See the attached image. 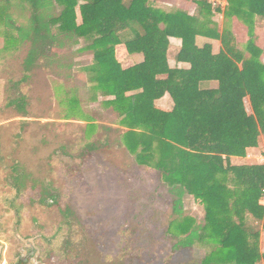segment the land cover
<instances>
[{
  "label": "trees",
  "instance_id": "obj_1",
  "mask_svg": "<svg viewBox=\"0 0 264 264\" xmlns=\"http://www.w3.org/2000/svg\"><path fill=\"white\" fill-rule=\"evenodd\" d=\"M188 1L198 6L197 16L164 12L153 0H0V25L16 34L7 45L27 49L5 108L27 115L20 87L36 70L64 78L88 72L92 98L104 97L102 107L119 121L110 130L139 167L157 172L158 188L172 197L167 225L176 249L208 247L199 264H264V166L230 161L245 158L264 135V62L257 45L264 0H226L223 12L210 0ZM220 13L246 27L243 50L228 27L217 28L213 18ZM113 17L115 27L107 21ZM171 38L181 43L176 61L188 68L168 65ZM212 41L220 43L217 53ZM81 42L77 51L91 52L92 63L76 70L61 52ZM119 45L143 57L142 75L136 67L122 69ZM165 95L170 111L155 105ZM87 126L89 133L96 128ZM187 196L202 206V221L185 213Z\"/></svg>",
  "mask_w": 264,
  "mask_h": 264
},
{
  "label": "rangeland",
  "instance_id": "obj_2",
  "mask_svg": "<svg viewBox=\"0 0 264 264\" xmlns=\"http://www.w3.org/2000/svg\"><path fill=\"white\" fill-rule=\"evenodd\" d=\"M189 3L174 0L169 9L188 12ZM213 21L219 30L228 27L243 50L248 37L241 22L223 14ZM257 33L264 62V27ZM11 35L0 25V264L19 255L24 241L37 250L36 264H199L209 248L176 249L167 225L172 197L158 188L157 172L139 167L110 130L119 121L102 107L104 97L92 98L88 72L64 78L36 70L20 87L27 115L5 108L27 50L7 45ZM84 45L61 52L76 70L92 63L91 52L77 51ZM219 47L212 41L213 53ZM162 105L170 111L173 102L167 96ZM91 122L96 128L89 133ZM184 208L202 221L203 208L192 197Z\"/></svg>",
  "mask_w": 264,
  "mask_h": 264
},
{
  "label": "crops",
  "instance_id": "obj_3",
  "mask_svg": "<svg viewBox=\"0 0 264 264\" xmlns=\"http://www.w3.org/2000/svg\"><path fill=\"white\" fill-rule=\"evenodd\" d=\"M153 1L155 2V4H157L156 6L159 9L163 10L164 12L171 13L169 8L173 7V5H174L173 1L174 0H153ZM210 1L212 2L213 8L218 7L222 12L224 11V9L227 5L226 0H210ZM197 8L198 7L196 6V4H194L193 2L190 1L188 12L186 11L185 13H187L189 16H197V13H198ZM217 15L222 16V13L217 14ZM110 21H111V23L114 24V22H115L114 17L110 18ZM258 30H260V29H258ZM180 46H181L180 40L174 39V38L170 39V47H169V50L167 53V61H168V65L171 68H188L187 64L178 63L176 61V55L180 50ZM219 49H220V47H219ZM219 49H218V51H219ZM170 52H175V57L172 59L169 57ZM115 56H116L117 61L121 65L122 69H127L129 67H136L138 69V74L142 75L144 73V69L142 67L143 57L141 55H129L126 51L125 46L119 45L116 48ZM167 96L168 95H165L163 98L156 101V103L159 106L158 108H162L161 107V106H163L162 103L165 101V98ZM162 110L169 111V109H162ZM263 158H264V137L261 136L259 139L258 146L256 148H251V149L247 150L245 158L232 157L230 159V161L233 165H236V166L260 165L263 161ZM260 204H261V202H260ZM259 251H260V254H264V230L262 228H260V235H259Z\"/></svg>",
  "mask_w": 264,
  "mask_h": 264
},
{
  "label": "flooded vegetation",
  "instance_id": "obj_4",
  "mask_svg": "<svg viewBox=\"0 0 264 264\" xmlns=\"http://www.w3.org/2000/svg\"><path fill=\"white\" fill-rule=\"evenodd\" d=\"M37 250L30 241H24L21 253L13 256V260L7 264H36Z\"/></svg>",
  "mask_w": 264,
  "mask_h": 264
},
{
  "label": "built area",
  "instance_id": "obj_5",
  "mask_svg": "<svg viewBox=\"0 0 264 264\" xmlns=\"http://www.w3.org/2000/svg\"><path fill=\"white\" fill-rule=\"evenodd\" d=\"M260 165H263L264 166V158H263V161ZM261 205L264 207V187H263V194H262V198H261Z\"/></svg>",
  "mask_w": 264,
  "mask_h": 264
}]
</instances>
